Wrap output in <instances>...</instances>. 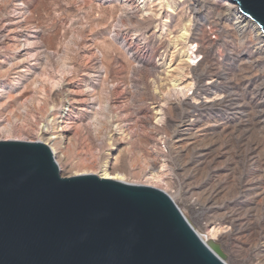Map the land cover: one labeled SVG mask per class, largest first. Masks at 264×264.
I'll list each match as a JSON object with an SVG mask.
<instances>
[{
    "label": "rangeland",
    "instance_id": "1",
    "mask_svg": "<svg viewBox=\"0 0 264 264\" xmlns=\"http://www.w3.org/2000/svg\"><path fill=\"white\" fill-rule=\"evenodd\" d=\"M140 1L123 16L121 0H0V127L55 124L72 90L64 176L111 155L132 181L161 174L156 188L206 239L216 229L227 264H264L261 42L224 0Z\"/></svg>",
    "mask_w": 264,
    "mask_h": 264
},
{
    "label": "water",
    "instance_id": "2",
    "mask_svg": "<svg viewBox=\"0 0 264 264\" xmlns=\"http://www.w3.org/2000/svg\"><path fill=\"white\" fill-rule=\"evenodd\" d=\"M264 31V0H234ZM161 189L64 177L42 143L0 141V264H227Z\"/></svg>",
    "mask_w": 264,
    "mask_h": 264
},
{
    "label": "bare ground",
    "instance_id": "3",
    "mask_svg": "<svg viewBox=\"0 0 264 264\" xmlns=\"http://www.w3.org/2000/svg\"><path fill=\"white\" fill-rule=\"evenodd\" d=\"M164 0H157L156 2L158 5H163ZM226 1L225 5L228 9L232 8L235 10V14L232 15V20L235 24V28L243 35L247 36L249 33L254 34V41H260L261 46L264 50V31L261 27V25L250 15L246 16L247 14L242 10H239V6H237L235 3L228 2L231 0H224ZM166 2V0H165ZM121 6L123 8V16H127L130 13L131 10H135L138 12H144L146 11L145 4H141L140 0H121ZM171 10V9H169ZM246 14V15H245ZM188 30L185 29L182 33L178 34L176 38H184L187 34ZM196 52V51H195ZM192 56H189V59H192ZM180 64V63H179ZM196 64V63H195ZM163 68V69H162ZM162 73L166 76H172L176 70H178V65H175V62L171 60L169 63V66L166 68L162 67ZM167 79V78H166ZM176 79L172 78V81ZM192 85V81H188L186 84L182 85L181 82L177 80L173 83V87L171 89H175L179 92H184L186 89H190ZM169 88V89H170ZM65 107L63 113L58 117L57 121L54 123H44L43 126L39 127L36 131H29L30 128L27 129L28 132L26 133H20L18 136L12 135V128L10 126L8 127H0V141L1 140H13V141H22V142H31V143H42L46 145L51 153L53 158L56 159V164L58 166V169L60 171V174L62 176V161L66 160L68 157V154L70 152L71 142L68 137L69 132V117L70 113L73 112V109L77 105L78 99L73 94V91L68 89L65 95ZM104 109L109 112L111 110V106L106 103L104 105ZM51 126H50V124ZM101 128L105 127V125H100ZM26 130V131H27ZM112 133L110 135L111 139H115L118 142H124L128 139V133L126 132V129L123 125H116L112 129ZM5 134V135H4ZM69 142V143H68ZM54 159V160H55ZM84 175H97L100 178L104 179H110L115 180L119 182H124L127 184L132 185H141V186H150V187H157V184L159 180L161 179V174L154 173L153 175L148 176L146 179L143 177H137V179L131 180V176H128V174L121 168V164L118 161L117 155H111L108 159L105 161H102L99 164H94L91 162H88L87 160L83 161L82 159H79L78 166L76 167V170H73L69 176L64 177H74V176H84ZM159 189V188H158ZM199 237L202 239V241L215 253L217 242L215 239L216 235V229H213L211 231V235L206 239L203 235L199 234Z\"/></svg>",
    "mask_w": 264,
    "mask_h": 264
}]
</instances>
